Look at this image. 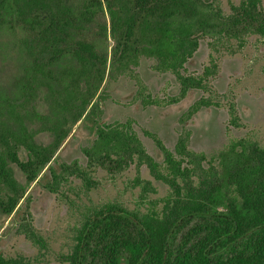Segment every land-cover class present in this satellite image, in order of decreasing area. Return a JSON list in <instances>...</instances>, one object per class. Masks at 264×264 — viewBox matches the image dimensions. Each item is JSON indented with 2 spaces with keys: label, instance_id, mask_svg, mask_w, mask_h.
Returning <instances> with one entry per match:
<instances>
[{
  "label": "trees",
  "instance_id": "trees-1",
  "mask_svg": "<svg viewBox=\"0 0 264 264\" xmlns=\"http://www.w3.org/2000/svg\"><path fill=\"white\" fill-rule=\"evenodd\" d=\"M229 7L225 12L220 0H0V53L17 64L11 90L0 88V218L40 242L19 219L20 202L34 181L51 189L62 179L65 165L59 172L52 162L78 123L94 134L83 148L89 166L114 174L144 164L168 193L144 212L118 203L87 210L66 264H264L263 146L239 138L207 157L188 149L186 134L171 151L147 132L163 153L161 164L130 121L101 117L106 82L121 77L136 79L139 97L153 102L135 73L141 58L175 77L179 97L208 89L215 58L201 74L185 68L202 39L217 51L244 45L250 34L264 40L263 0ZM209 103L199 99L187 117ZM40 133L50 140H38ZM134 181L144 194L154 192L150 181ZM0 264L31 262L0 250Z\"/></svg>",
  "mask_w": 264,
  "mask_h": 264
},
{
  "label": "rangeland",
  "instance_id": "rangeland-1",
  "mask_svg": "<svg viewBox=\"0 0 264 264\" xmlns=\"http://www.w3.org/2000/svg\"><path fill=\"white\" fill-rule=\"evenodd\" d=\"M220 2L222 9L229 12V2L236 4L238 0ZM233 48L217 51L208 39H202L185 64L186 73L201 74L211 58H215L217 69L209 78L208 89H192L183 98L179 97L180 87L172 74L155 70L153 59L141 58L135 73L143 94L153 102L142 101L140 86L132 77L106 82L108 97L103 103L102 121H130L146 152L161 164L163 153L147 132L171 151L179 136L186 134L188 149L207 157L239 138L254 140L264 147V40L258 34H250L244 45ZM15 65V61H5L0 53L2 90H11ZM201 98L211 103L187 117L189 107ZM233 117L236 123L231 122ZM93 138L89 129L77 123L55 154L56 163L52 162L59 172L61 164L65 165L59 183H53L51 189L37 180L28 186L20 202L19 219L24 217L23 223L38 234L40 242L28 239L10 218H0V250L4 256H21L31 264H66L64 256L87 210L108 203L143 212L152 205L161 206L160 199L168 193V186L157 181L146 165L134 163L114 174L100 166H89L83 148ZM38 140L48 142L50 136L40 133ZM160 169L163 171L164 167ZM15 175L25 181L19 170ZM137 176L150 181L154 192L144 194L141 186L135 185Z\"/></svg>",
  "mask_w": 264,
  "mask_h": 264
},
{
  "label": "flooded vegetation",
  "instance_id": "flooded-vegetation-1",
  "mask_svg": "<svg viewBox=\"0 0 264 264\" xmlns=\"http://www.w3.org/2000/svg\"><path fill=\"white\" fill-rule=\"evenodd\" d=\"M187 93H188V92H187ZM192 105H193V104H192ZM192 105H191V106H192ZM191 106H190V107H191ZM190 107H189V108H190ZM200 108H201V107H200ZM200 108H199V109H200ZM188 110H189V109H188ZM195 113H196V112H195ZM192 115H193V114H192ZM190 116H191V115H190Z\"/></svg>",
  "mask_w": 264,
  "mask_h": 264
}]
</instances>
